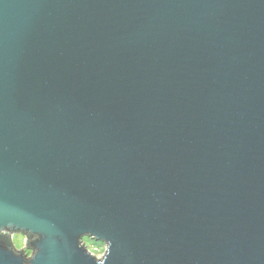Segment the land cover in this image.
I'll use <instances>...</instances> for the list:
<instances>
[{
    "label": "water",
    "instance_id": "water-1",
    "mask_svg": "<svg viewBox=\"0 0 264 264\" xmlns=\"http://www.w3.org/2000/svg\"><path fill=\"white\" fill-rule=\"evenodd\" d=\"M101 260L264 264V0H0V264Z\"/></svg>",
    "mask_w": 264,
    "mask_h": 264
},
{
    "label": "rangeland",
    "instance_id": "rangeland-1",
    "mask_svg": "<svg viewBox=\"0 0 264 264\" xmlns=\"http://www.w3.org/2000/svg\"><path fill=\"white\" fill-rule=\"evenodd\" d=\"M12 244H13V247L15 248V250H22L24 249L23 246H24V237L22 234L20 233H15L12 235ZM85 244H87L89 250H91L92 252L93 251V248L95 246L99 247L100 251L102 249H104V245L100 242H95V241H92V240H85ZM91 252V254L93 255V253ZM27 253H29L27 251ZM96 253H99L98 251H96ZM29 256V255H28ZM96 257L100 258V256H97L95 255Z\"/></svg>",
    "mask_w": 264,
    "mask_h": 264
},
{
    "label": "clouds",
    "instance_id": "clouds-1",
    "mask_svg": "<svg viewBox=\"0 0 264 264\" xmlns=\"http://www.w3.org/2000/svg\"><path fill=\"white\" fill-rule=\"evenodd\" d=\"M106 251H107V249L104 248V249H102L99 253L93 252V255L103 256L104 253H105ZM28 255H29V257H31V256H32V252L30 251V252L28 253ZM100 264H104L103 260L100 261Z\"/></svg>",
    "mask_w": 264,
    "mask_h": 264
},
{
    "label": "trees",
    "instance_id": "trees-1",
    "mask_svg": "<svg viewBox=\"0 0 264 264\" xmlns=\"http://www.w3.org/2000/svg\"><path fill=\"white\" fill-rule=\"evenodd\" d=\"M26 237H27V236H26ZM6 240H7V242H9L11 245H13L12 242H11V240H10V237H9V236H6ZM85 245H86L88 251L91 253L92 251L89 250L87 244H85ZM93 251H94V252H96V251L100 252V249H99V247L95 246V247L93 248ZM92 253H93V252H92Z\"/></svg>",
    "mask_w": 264,
    "mask_h": 264
},
{
    "label": "built area",
    "instance_id": "built-area-1",
    "mask_svg": "<svg viewBox=\"0 0 264 264\" xmlns=\"http://www.w3.org/2000/svg\"><path fill=\"white\" fill-rule=\"evenodd\" d=\"M26 241H27V238L24 236V246H23V248L25 247V245H26ZM21 251H24V249H22ZM27 255V254H26ZM28 256V255H27Z\"/></svg>",
    "mask_w": 264,
    "mask_h": 264
},
{
    "label": "flooded vegetation",
    "instance_id": "flooded-vegetation-1",
    "mask_svg": "<svg viewBox=\"0 0 264 264\" xmlns=\"http://www.w3.org/2000/svg\"><path fill=\"white\" fill-rule=\"evenodd\" d=\"M10 240H11V242H12V236L10 237ZM24 254H25V255H26V254L28 255V253H27L26 251L24 252ZM100 257H101V256H100Z\"/></svg>",
    "mask_w": 264,
    "mask_h": 264
}]
</instances>
